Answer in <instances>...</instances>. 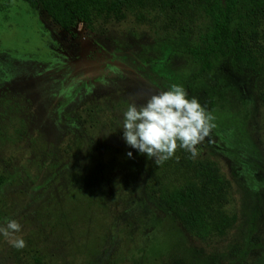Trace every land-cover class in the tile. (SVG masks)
I'll return each instance as SVG.
<instances>
[{
    "label": "rangeland",
    "instance_id": "374dc122",
    "mask_svg": "<svg viewBox=\"0 0 264 264\" xmlns=\"http://www.w3.org/2000/svg\"><path fill=\"white\" fill-rule=\"evenodd\" d=\"M156 9L90 36L41 9L0 28V224L16 219L26 241L0 235V264H264V20L248 28L260 73L230 57L200 73L187 50L202 22L168 26ZM172 84L215 117L195 159L230 184L224 238L187 233L149 192L154 159L123 139L128 105Z\"/></svg>",
    "mask_w": 264,
    "mask_h": 264
},
{
    "label": "trees",
    "instance_id": "16d2710c",
    "mask_svg": "<svg viewBox=\"0 0 264 264\" xmlns=\"http://www.w3.org/2000/svg\"><path fill=\"white\" fill-rule=\"evenodd\" d=\"M139 8H157L155 16L168 26L202 22L199 44L187 50L200 68L211 71L221 57L260 73V58L251 41L252 32L264 20V0H0V28L26 26L41 9L64 32L71 34L80 23L92 32L137 15ZM152 12L138 14L139 22ZM145 19V20H144ZM103 29V30H102ZM230 184L218 167L192 158L180 148L161 165H151L149 192L192 237L224 238L238 221L228 210ZM30 264H47L39 255Z\"/></svg>",
    "mask_w": 264,
    "mask_h": 264
},
{
    "label": "clouds",
    "instance_id": "9594fccd",
    "mask_svg": "<svg viewBox=\"0 0 264 264\" xmlns=\"http://www.w3.org/2000/svg\"><path fill=\"white\" fill-rule=\"evenodd\" d=\"M214 120L196 97L189 98L182 85L172 84L142 104L130 103L123 112L121 128L127 145L161 165L180 148L196 158L197 146L216 127ZM127 155L131 158L132 152ZM21 230L22 225L16 219L9 218L0 224V235L18 250L26 247L22 236L16 235Z\"/></svg>",
    "mask_w": 264,
    "mask_h": 264
}]
</instances>
